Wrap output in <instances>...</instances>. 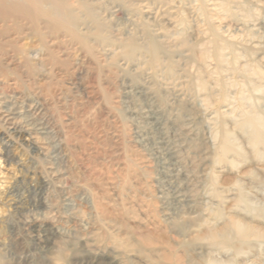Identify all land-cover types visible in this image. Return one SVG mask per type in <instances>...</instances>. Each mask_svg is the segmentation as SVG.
<instances>
[{"label": "rangeland", "instance_id": "374dc122", "mask_svg": "<svg viewBox=\"0 0 264 264\" xmlns=\"http://www.w3.org/2000/svg\"><path fill=\"white\" fill-rule=\"evenodd\" d=\"M168 1L144 21L173 73L27 28L0 57V264H264V158L239 127L264 111V0ZM233 222L243 244L214 243Z\"/></svg>", "mask_w": 264, "mask_h": 264}, {"label": "bare ground", "instance_id": "6f19581e", "mask_svg": "<svg viewBox=\"0 0 264 264\" xmlns=\"http://www.w3.org/2000/svg\"><path fill=\"white\" fill-rule=\"evenodd\" d=\"M158 4L171 6L168 0H0V57H4L10 48L16 52L20 50L17 45V39L26 34L24 28H27L28 32L36 34L41 39L42 45L46 49H49V43L54 44L60 38L53 37V34L63 32V37H69L72 41H76L88 52H93L95 47L98 46L107 55L113 54V58H115L118 55L115 52V46L122 45V57L126 61L137 59L140 63L144 61L152 68L153 66L158 68L163 67V63L169 60L166 71L173 73L176 63L172 61L170 55L172 46L168 45L165 40L162 42L154 36L151 33V29H149L150 24L144 21V12L149 11L151 6H158ZM119 8L126 10L134 17L135 23L145 34V38L143 37L144 41L140 42L136 34L133 33L134 31L124 32L119 27L120 25L118 26L120 29H112V25L110 26L107 23L110 19L109 11L113 13L115 9ZM180 9L181 7H179ZM184 20L182 18L181 22ZM47 37L50 38L48 39ZM212 43V51H215V56L221 61L223 44H220L218 37H214ZM14 44H16V48H13ZM200 53L205 57L207 48L202 49ZM28 61L26 57L23 59L24 63ZM193 84L199 90H208L207 81L200 76H196ZM203 98L210 103L211 94H203ZM239 127L247 133L252 146L259 156L264 158V111L256 109L255 115L246 114L244 121ZM221 130L219 161H224L230 151L237 152L238 150L228 132L223 127H221ZM262 180L264 182V179ZM241 197L246 200L244 193L241 194ZM245 200L244 202L248 203ZM257 209L260 214H264V205ZM231 225H233L231 230L226 228L211 231L212 241L224 244H231L235 241L243 244L245 237L249 235L248 227L238 222H233ZM261 241L264 242V239ZM240 250L241 248L238 249V251Z\"/></svg>", "mask_w": 264, "mask_h": 264}]
</instances>
